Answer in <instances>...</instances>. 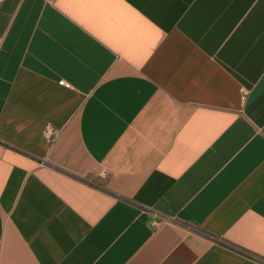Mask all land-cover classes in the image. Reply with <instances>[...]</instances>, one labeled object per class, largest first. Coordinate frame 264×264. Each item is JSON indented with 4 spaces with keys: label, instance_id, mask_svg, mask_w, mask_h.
<instances>
[{
    "label": "crops",
    "instance_id": "crops-1",
    "mask_svg": "<svg viewBox=\"0 0 264 264\" xmlns=\"http://www.w3.org/2000/svg\"><path fill=\"white\" fill-rule=\"evenodd\" d=\"M0 264H264V0H0Z\"/></svg>",
    "mask_w": 264,
    "mask_h": 264
},
{
    "label": "built area",
    "instance_id": "built-area-1",
    "mask_svg": "<svg viewBox=\"0 0 264 264\" xmlns=\"http://www.w3.org/2000/svg\"><path fill=\"white\" fill-rule=\"evenodd\" d=\"M61 85H64L66 87H70V84L66 83L65 81H60L59 82ZM243 92H245L243 90ZM59 135V130L54 128L51 124H47V126L44 128L43 131V138L47 141V143L52 144L56 138ZM155 223L159 224L160 222L154 221Z\"/></svg>",
    "mask_w": 264,
    "mask_h": 264
}]
</instances>
